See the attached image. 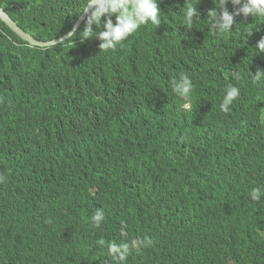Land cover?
Instances as JSON below:
<instances>
[{
  "label": "trees",
  "instance_id": "obj_1",
  "mask_svg": "<svg viewBox=\"0 0 264 264\" xmlns=\"http://www.w3.org/2000/svg\"><path fill=\"white\" fill-rule=\"evenodd\" d=\"M197 3L160 0L158 26L107 51L80 40L85 22L41 47L0 19V264H264V195L250 196L264 192V17L217 34L214 0ZM87 4L0 0L42 41ZM181 73L189 99L171 88ZM230 85L240 95L223 112ZM131 241L126 262L108 254Z\"/></svg>",
  "mask_w": 264,
  "mask_h": 264
},
{
  "label": "clouds",
  "instance_id": "obj_2",
  "mask_svg": "<svg viewBox=\"0 0 264 264\" xmlns=\"http://www.w3.org/2000/svg\"><path fill=\"white\" fill-rule=\"evenodd\" d=\"M229 2L235 7V11H229L227 7ZM214 3L215 7L209 9L207 15L210 21V29L217 34L230 31L235 22V17L241 13L245 17L249 15L255 18L264 17V0H214ZM87 5V8L85 7V10L83 11L87 14V16L82 22V24L85 22V26L82 30L80 40L83 42L96 37L101 41L99 48L104 51L110 49L114 50L117 45L122 44L126 38L137 33L136 31L139 30L141 26L147 25L149 22L156 26L161 23L162 14L160 0H88ZM0 7L7 11L3 6ZM10 16L22 29H24L11 14ZM197 17H200L197 5L193 6L192 4H189L186 12L184 13V21L182 24L191 28L193 26L194 18ZM80 27L76 30V32L80 29ZM12 31L16 33L14 30ZM25 31L32 35L36 40H39L32 33L27 30ZM74 32L75 31L70 32L68 36L72 35L70 37L72 38L76 34V32ZM20 38L23 40L22 37ZM25 42L30 45L27 41ZM73 43L77 44L78 42L74 41ZM256 47L260 50L259 52H264V39H261L257 43ZM262 75H264V71H257V73L253 76V83L260 81ZM171 88L176 95L189 99L194 89V85L191 78L187 74L181 73L178 81L173 80L171 82ZM239 95L240 90L238 87L231 85L228 86L226 94L220 103V110L228 112L230 105L234 103ZM183 107L187 109L190 105L185 103ZM4 148V140L1 138L0 151H3ZM2 179L3 178L0 177V180ZM262 195H264V192H262L259 187L254 188L250 193L251 199L254 201H259ZM103 218V212L98 210L92 217V220L95 222L96 226L99 227ZM100 243L103 242L101 241ZM135 248L136 241L121 244L112 243L108 246V254L114 260L126 262L130 252Z\"/></svg>",
  "mask_w": 264,
  "mask_h": 264
},
{
  "label": "water",
  "instance_id": "obj_3",
  "mask_svg": "<svg viewBox=\"0 0 264 264\" xmlns=\"http://www.w3.org/2000/svg\"><path fill=\"white\" fill-rule=\"evenodd\" d=\"M87 7H88V5H87ZM86 16H87V14L83 12L82 15L80 16V18L75 23L74 27L67 34H65L64 36H62L60 38H56V39L50 40V41H39V40H36L32 35L27 33L24 29H22L18 25V23L10 16V14L7 11H5L2 7H0V18L12 30H14L20 37L23 38V40L27 41L30 45H32V46L37 45V46H41V47L55 45V44L60 43L63 40H67L68 38H70L72 35L68 36V34L70 32H72V31L76 32V30L80 27V25L82 24V22L84 21Z\"/></svg>",
  "mask_w": 264,
  "mask_h": 264
}]
</instances>
